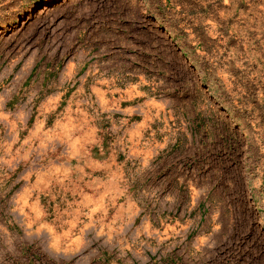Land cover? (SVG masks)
Instances as JSON below:
<instances>
[{
    "label": "rangeland",
    "instance_id": "1",
    "mask_svg": "<svg viewBox=\"0 0 264 264\" xmlns=\"http://www.w3.org/2000/svg\"><path fill=\"white\" fill-rule=\"evenodd\" d=\"M0 264H264V0H0Z\"/></svg>",
    "mask_w": 264,
    "mask_h": 264
},
{
    "label": "bare ground",
    "instance_id": "2",
    "mask_svg": "<svg viewBox=\"0 0 264 264\" xmlns=\"http://www.w3.org/2000/svg\"><path fill=\"white\" fill-rule=\"evenodd\" d=\"M64 1V0H63ZM36 15V14H35ZM29 16V15H28Z\"/></svg>",
    "mask_w": 264,
    "mask_h": 264
}]
</instances>
